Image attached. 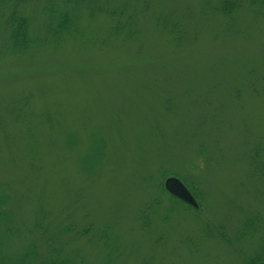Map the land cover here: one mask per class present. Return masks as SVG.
<instances>
[{
  "label": "rangeland",
  "instance_id": "1",
  "mask_svg": "<svg viewBox=\"0 0 264 264\" xmlns=\"http://www.w3.org/2000/svg\"><path fill=\"white\" fill-rule=\"evenodd\" d=\"M43 4L26 7L36 36ZM136 8L133 37L83 15L79 35L21 53L0 21V241L43 250L39 226L73 264H242L264 223V14ZM174 20L180 43L159 24ZM169 175L198 208L163 190ZM253 217V243L225 240Z\"/></svg>",
  "mask_w": 264,
  "mask_h": 264
},
{
  "label": "trees",
  "instance_id": "2",
  "mask_svg": "<svg viewBox=\"0 0 264 264\" xmlns=\"http://www.w3.org/2000/svg\"><path fill=\"white\" fill-rule=\"evenodd\" d=\"M33 1L35 0H0V21L8 29L6 51L21 53L39 46H59L65 37L79 35L81 30L77 23L83 15L93 17L99 14L112 18L116 22L111 26L108 24L110 33L124 38L133 37L138 28L136 7L143 5L149 12L154 4V0H44L42 8L44 19L43 24L39 26L43 36H36L32 33V20L26 12L27 5L31 9ZM203 3L204 9L228 16L233 15L243 5L254 7L257 14H264V0H203ZM167 22L170 21L159 22L161 28L168 30L176 42L184 41L187 32L178 30L180 25L176 20ZM162 188L166 190L164 186ZM171 197L182 204H187L173 195ZM10 201L8 194H0V216L3 218L11 212L4 207ZM187 206L192 207L189 204ZM254 220L257 221L256 217L243 219L234 236L225 240L229 244L242 238L244 240L250 238L251 241L253 237L247 236V233L253 229ZM36 224L38 223L35 222V227ZM67 227L69 226L66 225ZM37 228L42 231L43 244L47 245V248L40 250L36 242L31 241L20 252L10 254L4 250V245L0 241V264H73L74 258L67 254L63 242L56 240V233L48 234V229L43 230L39 226ZM252 232L256 233L252 247L254 250L252 249L253 253L244 256L242 264H264V223L256 225ZM250 243L253 242H248Z\"/></svg>",
  "mask_w": 264,
  "mask_h": 264
},
{
  "label": "water",
  "instance_id": "3",
  "mask_svg": "<svg viewBox=\"0 0 264 264\" xmlns=\"http://www.w3.org/2000/svg\"><path fill=\"white\" fill-rule=\"evenodd\" d=\"M164 187L174 196L191 204L194 207H198L199 204L196 198L179 177L174 175L166 177L164 180Z\"/></svg>",
  "mask_w": 264,
  "mask_h": 264
}]
</instances>
